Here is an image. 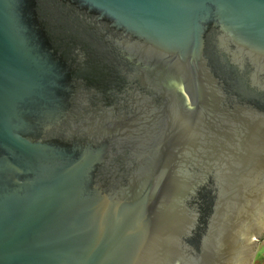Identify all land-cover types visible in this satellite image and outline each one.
Wrapping results in <instances>:
<instances>
[{
    "label": "water",
    "instance_id": "water-1",
    "mask_svg": "<svg viewBox=\"0 0 264 264\" xmlns=\"http://www.w3.org/2000/svg\"><path fill=\"white\" fill-rule=\"evenodd\" d=\"M264 236V0H0V264H251Z\"/></svg>",
    "mask_w": 264,
    "mask_h": 264
},
{
    "label": "rangeland",
    "instance_id": "rangeland-1",
    "mask_svg": "<svg viewBox=\"0 0 264 264\" xmlns=\"http://www.w3.org/2000/svg\"><path fill=\"white\" fill-rule=\"evenodd\" d=\"M251 264H264V236L257 245L255 257Z\"/></svg>",
    "mask_w": 264,
    "mask_h": 264
}]
</instances>
